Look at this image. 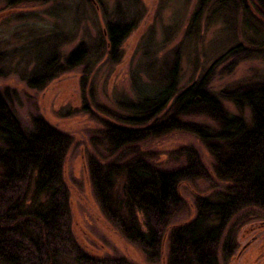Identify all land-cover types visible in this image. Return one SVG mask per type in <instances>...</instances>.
<instances>
[{"label":"trees","instance_id":"16d2710c","mask_svg":"<svg viewBox=\"0 0 264 264\" xmlns=\"http://www.w3.org/2000/svg\"><path fill=\"white\" fill-rule=\"evenodd\" d=\"M47 1L6 0L10 7ZM213 3L212 15L241 10L242 25L252 33L246 49L236 45L224 57L245 51V60L264 59V0H198L189 36L196 35ZM131 29L129 24L107 25L110 58ZM56 57L53 64L63 68ZM86 58L87 50L80 45L64 63L75 67ZM177 75L174 63L153 78L156 85L148 94L137 87L134 101L121 102L127 115L117 119L125 126L108 124L99 132L101 157L111 160H91L89 182L105 218L140 247L147 261L218 264L217 248L230 220L247 209L264 212V83L217 95L209 89L208 75L183 90L177 88ZM49 78L28 86H41ZM12 94L0 90V264H128L86 254L76 242L62 173L71 139L39 117L23 126ZM193 118L208 123L190 122ZM172 132L192 135L201 143L212 159L215 179L225 186L197 198L194 217L171 228L182 206L179 186L208 176L193 149L181 152V167L164 171L150 165L136 147ZM230 240L231 231L222 246L225 258L234 251Z\"/></svg>","mask_w":264,"mask_h":264},{"label":"rangeland","instance_id":"374dc122","mask_svg":"<svg viewBox=\"0 0 264 264\" xmlns=\"http://www.w3.org/2000/svg\"><path fill=\"white\" fill-rule=\"evenodd\" d=\"M197 4L198 0H50L10 7L0 0V90L13 93V109L23 126L29 127L39 117L71 139L62 173L71 231L86 254L124 259L128 264H164L162 259L147 261L140 247L105 218L90 186L88 163L111 160L102 158L103 147L96 141L99 132L108 124L123 125L117 119L127 115L123 100L134 101L137 87L148 94L156 85L153 78L174 63L178 90L204 75L209 76L211 93L217 95L264 83L263 58L245 60V51L224 57L236 45L248 46L252 33L242 25V11L212 15L213 3L196 35L190 37ZM108 24L132 28L114 58L106 47ZM80 45L86 48L87 58L69 67L64 61ZM54 55L63 68L53 64ZM46 78L41 86H28ZM226 107L235 113L231 105ZM136 147L150 165L164 171L181 167V152L193 149L208 172L207 178L179 186L182 206L172 217L171 228L194 217L197 198L212 196L225 186L215 179L211 157L192 135L172 132ZM229 231L234 251L225 258L222 246L229 240ZM166 246L165 242L163 257ZM217 261L264 264L263 211L247 209L230 220L217 248Z\"/></svg>","mask_w":264,"mask_h":264}]
</instances>
